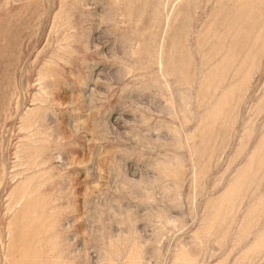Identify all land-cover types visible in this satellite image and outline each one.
<instances>
[{"label":"rangeland","instance_id":"rangeland-1","mask_svg":"<svg viewBox=\"0 0 264 264\" xmlns=\"http://www.w3.org/2000/svg\"><path fill=\"white\" fill-rule=\"evenodd\" d=\"M0 264H264V0H0Z\"/></svg>","mask_w":264,"mask_h":264}]
</instances>
